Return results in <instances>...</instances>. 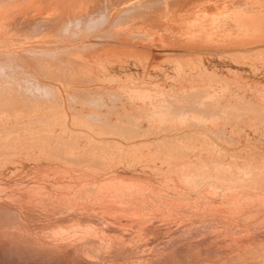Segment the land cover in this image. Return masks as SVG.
I'll return each mask as SVG.
<instances>
[{
  "label": "bare ground",
  "instance_id": "6f19581e",
  "mask_svg": "<svg viewBox=\"0 0 264 264\" xmlns=\"http://www.w3.org/2000/svg\"><path fill=\"white\" fill-rule=\"evenodd\" d=\"M174 1L178 0H0V171L13 164L18 176L0 182V215L11 214L20 221L7 232V227H1L0 247L5 252L13 254L18 249L22 255L34 253L33 259L38 262L58 259L62 264H189L183 261L185 257L207 247L220 255L212 264H264V150L253 154L250 150L220 152L214 146L192 148L186 144L189 133H183L188 136L187 146H183L185 139L182 145L173 138L172 143H158L145 136L146 129L144 135H139L137 128L125 129L116 121L115 126L99 124L94 129L90 125L98 117L87 107L94 92L102 88L91 69H84L74 60L73 53L64 64L76 78L79 73L80 79H68L78 89L65 84L62 89L52 87L37 79L35 87L56 98L64 92L87 106L45 115L39 111L42 103L29 94L27 84L33 78L31 69L35 64L44 67L46 74L63 71L42 54L49 57L72 51L42 52L39 44L47 41L99 31L120 41L184 48L194 39H216L225 30L235 28L236 18L262 9L251 0H206L203 6L181 9L193 12L183 31H174L171 21H148L149 15L168 10ZM192 2L180 0L176 4ZM204 28L210 31L204 32ZM152 29L156 31H148ZM77 92L90 98L76 97ZM130 96L139 104L138 111L152 123L172 122L176 119L173 115L181 116L183 121L182 115L191 112L181 111L175 103L169 106L164 96L142 92ZM213 101L200 99L194 111H207V116L215 113ZM42 123L41 127H33ZM41 160L48 165L30 169L22 165ZM123 171L133 177L118 173ZM105 172L113 175L100 176ZM152 176L159 181H152ZM193 201L211 208L218 228L211 229L205 223L209 230H202L195 218L176 226L175 219L187 210L180 204L188 206ZM242 202H250L251 206L238 209ZM203 209L200 213L206 214ZM28 219L41 222L29 224Z\"/></svg>",
  "mask_w": 264,
  "mask_h": 264
},
{
  "label": "rangeland",
  "instance_id": "374dc122",
  "mask_svg": "<svg viewBox=\"0 0 264 264\" xmlns=\"http://www.w3.org/2000/svg\"><path fill=\"white\" fill-rule=\"evenodd\" d=\"M178 1L180 2V0ZM178 1H174V5H171L166 11H157L149 15L148 21H152L155 24H166L171 21L174 31H183V25L190 23L189 20H191L187 17L192 15L193 12L191 13L188 10L185 11L181 9L187 5L203 6V3H206V0H193L192 3L188 4H176ZM251 1L257 5L259 4L258 6L262 9L256 13H249L245 17L240 16L236 18L235 28H233V30H225L222 32V36L218 38L214 39L213 36H210L213 40H211L210 37H208L207 40L206 38H191V40H194L186 42L183 45L184 48H179V46L163 48V46L161 47V45H157L155 42L146 44L145 42L139 41H120L113 37L108 38L106 35L100 34L99 31H93L84 37H69L63 40H51L39 44V49L42 52L72 51L58 53V55L49 57L48 55H44L46 53H41L43 57L49 58V60L55 62L56 67L57 65H59L61 69L63 67V73L60 72L61 70L58 73H55V70H53L52 73L46 74L44 67L35 64L36 66H33L31 69L33 78L30 80L29 85L27 84L29 94L35 98V102L37 101L39 104L42 103L39 111L45 115H50L53 111L68 110V108L79 111L83 109L84 105L87 106L88 104L83 103L81 99L72 100L69 96L65 95L64 92L62 97L56 98L52 95L48 96L35 87V81L38 80L41 83L50 84L52 87L62 89L64 86L61 85L65 84V86L68 85L71 88L78 89L79 86L69 84L71 81L69 82L68 79H73L72 81L80 79L78 78L79 73H77L76 78L74 73H68L70 67L66 62L64 64V60L73 53L72 56L74 60L76 59V61L80 62L84 69L90 68L93 75L92 77L99 79V87L102 88L101 92H94L91 97L92 103L87 107V110L90 109V111L94 112L95 116L98 117V119H96L97 122L94 121V125H90L94 129L97 130L99 124L105 127L115 126L114 122L116 121V125H120L122 128L129 129L131 127L130 129L132 131L137 128L136 132H138L139 135L141 132H143L144 135V130L146 129L145 136L149 135L148 138L150 140L156 139L155 141L158 143L161 140L162 143L164 141L166 143H168V141L172 143L173 138L174 140H180L179 143H177L178 141H176V143L182 145L181 140L185 139L184 141L182 140L183 146L187 144L188 147L192 148H195L196 145L206 146L207 148L214 146L215 148L217 147L220 152H231L232 150L243 152V150H250L253 154H257V152L264 150V0ZM213 30L214 28L212 31ZM148 31L154 32L156 30L152 29ZM157 31H159V29H157ZM203 31L209 32L210 29L204 28ZM122 38L126 39L127 36ZM155 39H157V36ZM99 67H101L102 71H99ZM139 92L164 96L165 103L169 106L172 107V104L175 103L182 107L181 111L191 112L182 115L183 121L180 118L181 116L178 115L177 117V115H173L174 119L175 117L176 119L172 122H170V120H165L161 122L153 121L152 123L147 115L138 111V108H136L138 103L134 102L133 98L130 96ZM172 96L176 97L167 98ZM76 97L90 98L81 94L79 95V92L76 93ZM204 98H214L211 108L215 113L211 112L212 115L209 113L211 115V120L210 115L207 116V111L203 112L199 110L201 114H199L198 111L197 113L194 111L197 109V104H199L198 101L200 99L204 100ZM205 107L207 108V106ZM226 111L230 114L226 115ZM230 111H233L232 115ZM190 114L193 116L194 120ZM197 114L200 115L199 118H197ZM203 114L204 116H202ZM184 118L189 119L188 122L185 121ZM199 120H201V122ZM150 122L152 124H150ZM186 124L188 125L186 126ZM41 125H43V123L39 125L34 124L33 127H41ZM181 126L182 128L184 127L183 131ZM188 126L189 129H187ZM161 128H163V134L160 131ZM175 130L178 131L176 132ZM188 130L191 132H188ZM157 131H160V133ZM150 133L154 134L151 135ZM173 133H175L176 136ZM183 133H189V139H187L188 136H185L186 134L183 136ZM160 134L162 135L160 136ZM156 136L159 140H157ZM170 136L171 139H169ZM177 137L180 139H176ZM186 139L189 140V143ZM185 142L187 143L185 144ZM233 154L236 155L235 153ZM58 164L60 165L59 162ZM22 165L25 169H30L36 166H47L48 162L42 160L35 163L23 162ZM108 173L109 172L99 174L107 178L113 175ZM118 173L126 177H133L127 171ZM17 177V171L13 164L8 165L0 171V182L8 180L13 181ZM152 181L157 183L159 180L152 176ZM189 202L191 203V201ZM182 203L180 204L181 208L183 206L184 210L187 209L188 211L186 210V213L182 215V217L180 215L178 217L179 219H175V221H178V223L175 222L178 228L182 226L183 223L185 224L186 221H195V219V222H197L198 219L199 223L196 224V226H200H197L200 229H202V227L208 230V227L211 229L218 228L217 224H214L216 222L213 221V217H211L213 211L211 212V208H207L208 205L206 206L204 203L202 204V202L200 205V202H198L200 205L199 207V205L197 206V202L194 203L193 201L192 204L188 205L190 207L187 208V204H184L185 202ZM249 203L250 202H242L241 206L239 203L238 209H248V207L251 206ZM243 204L245 208H243ZM192 205L195 211H193ZM200 208L201 210L204 208L203 210L206 214L202 211L200 213ZM205 208L207 210H205ZM209 213L210 215L208 216L207 214ZM196 215L197 217L199 216L200 219L199 217L197 218ZM10 216L11 214L0 215V217H2L0 230L2 226V230L4 227H7V230L4 229V232H7L11 227H14V224L15 226L20 224H18V222H20L18 218L13 215L11 216L13 218H10ZM13 219L14 223H12ZM204 219H206L205 222ZM179 220H181L180 223ZM202 220L203 223L201 226ZM36 222L40 223L41 221H37L36 219L32 221L31 219L26 220V223L29 224H36ZM205 223L206 226H208L206 228L204 227ZM182 230L184 229L182 228ZM184 232H186V230H184ZM17 250L12 251L13 254H10L0 247V264L63 263L58 259V262H54L56 259H47L49 262L46 260L45 262H42V260L38 262L36 258L33 259L34 253L24 252V254L27 255L23 254L24 257H22L23 255L18 253ZM19 252L21 251L19 250ZM219 257L220 255L214 248L208 249L204 247L203 251L194 250L191 252V255L185 257L183 261L189 264L192 262L212 264ZM31 258L33 260H31Z\"/></svg>",
  "mask_w": 264,
  "mask_h": 264
}]
</instances>
